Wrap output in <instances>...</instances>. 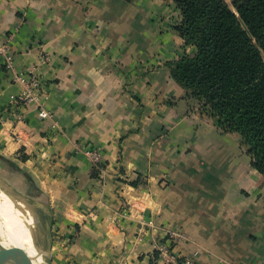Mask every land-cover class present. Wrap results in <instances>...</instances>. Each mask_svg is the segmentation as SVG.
Wrapping results in <instances>:
<instances>
[{"label":"crops","instance_id":"0c3cea01","mask_svg":"<svg viewBox=\"0 0 264 264\" xmlns=\"http://www.w3.org/2000/svg\"><path fill=\"white\" fill-rule=\"evenodd\" d=\"M179 15L175 0H0V174L32 163L55 182L58 230L80 229L53 264H264V176L237 133L186 108L168 65ZM31 67L24 103L14 76Z\"/></svg>","mask_w":264,"mask_h":264},{"label":"trees","instance_id":"16d2710c","mask_svg":"<svg viewBox=\"0 0 264 264\" xmlns=\"http://www.w3.org/2000/svg\"><path fill=\"white\" fill-rule=\"evenodd\" d=\"M175 2L176 29L194 51L168 63L172 77L218 127L241 136L264 176V0Z\"/></svg>","mask_w":264,"mask_h":264},{"label":"rangeland","instance_id":"374dc122","mask_svg":"<svg viewBox=\"0 0 264 264\" xmlns=\"http://www.w3.org/2000/svg\"><path fill=\"white\" fill-rule=\"evenodd\" d=\"M181 16L176 19V25L180 23ZM189 47V48H187ZM194 51V48L192 46H182V50L180 53L183 54H192ZM178 55V56H182ZM171 73V71H170ZM41 90V89H40ZM187 106L186 108L188 111L190 109H196L195 111L199 113L200 115L203 114V116H208L206 112L201 111L198 109V106H196V102L190 98H187ZM183 109V108H182ZM187 112V111H186ZM225 131V130H224ZM228 132V131H226ZM238 137H240V143L242 144V139L241 136L237 133ZM243 145V144H242ZM94 152V157L91 155V153ZM91 161L94 164H97L101 166L102 164V154L99 148H94V150L89 151ZM30 166H21V170H24L26 173H28L30 176H25V174L21 173L19 170L16 171H7L6 174H0V184L4 187L7 188L6 186L13 185L16 189L19 191H22L25 193L27 196L36 199L39 201L43 207L40 206H35L31 202L23 201L26 202L27 204L31 206H25L22 203L15 201L14 199H10L9 201H5V206L9 208L11 211H15L17 215L25 219V224L28 226H35L36 230H31L33 231V234L40 235L41 237L45 236L44 244L46 245L47 243V230L48 226L50 224V221L52 220L51 224V230H50V241H51V246L53 247L52 252H54L56 255L59 252V248L61 249L63 241L65 242V245L67 244V238L73 239L76 234L79 232V227H73L71 230L69 229L68 231L60 232L58 229H60L59 224H62L61 218L58 217V219H54L55 214L51 213V209L53 210V205L57 208V199L54 198V189L53 184L55 182L51 179L49 176H43L42 174H39V177L37 180L33 178V176L29 173L31 171V167L34 166V164L30 163ZM39 173V172H38ZM33 181V182H32ZM32 183V184H31ZM4 191V190H3ZM11 192H14L13 190H10ZM6 192V191H5ZM9 192V191H8ZM14 194V193H13ZM56 199V200H55ZM11 205V206H9ZM60 213V212H59ZM58 216V215H57ZM46 232V234H45ZM61 242V243H60ZM61 244V245H60ZM53 257V255H52Z\"/></svg>","mask_w":264,"mask_h":264},{"label":"bare ground","instance_id":"6f19581e","mask_svg":"<svg viewBox=\"0 0 264 264\" xmlns=\"http://www.w3.org/2000/svg\"><path fill=\"white\" fill-rule=\"evenodd\" d=\"M10 199H14L27 207L31 206L16 198L10 191L5 192L0 189V237L7 244H15L22 247L37 264H43L39 249L45 247V236L41 237L40 235L33 234L32 230H36L35 226L32 224L31 226L26 225L25 219L20 218L15 211H11L5 206V201H9Z\"/></svg>","mask_w":264,"mask_h":264},{"label":"built area","instance_id":"2783aa9c","mask_svg":"<svg viewBox=\"0 0 264 264\" xmlns=\"http://www.w3.org/2000/svg\"><path fill=\"white\" fill-rule=\"evenodd\" d=\"M10 39V36L0 38V59L4 61V65L8 70H13L14 55ZM42 59L43 61H46L48 57H44ZM14 80L24 86L23 91L17 96L19 100L23 101L24 103L38 101L40 94L39 91L41 89L42 84L40 82L39 72L36 67L27 68L25 71H18L14 76ZM39 115L43 118L51 116L50 112L44 108L40 109ZM16 119L21 120L22 118L20 115H17ZM91 155L94 157V152H92ZM197 253L198 252H195L193 257L185 258V260L181 263L175 264H200L195 259Z\"/></svg>","mask_w":264,"mask_h":264},{"label":"water","instance_id":"95a60500","mask_svg":"<svg viewBox=\"0 0 264 264\" xmlns=\"http://www.w3.org/2000/svg\"><path fill=\"white\" fill-rule=\"evenodd\" d=\"M6 187L7 188H4L0 184L1 190H4L6 192L13 190L14 192H11V191L10 192L16 198H19L22 201L31 202L34 205V207L35 206L43 207L39 201L27 196L22 191H19L18 189H16L13 185L6 186ZM51 224H52V220L50 221V224L47 230V235H46L47 243L45 247L39 249L41 256H42L43 264H53L52 246H51V241L49 239ZM0 264H37V263L22 247L17 246L15 244H11V245L7 244V242L0 237Z\"/></svg>","mask_w":264,"mask_h":264}]
</instances>
